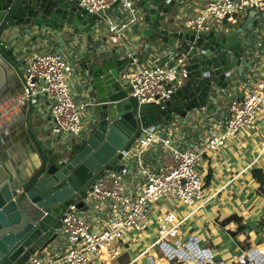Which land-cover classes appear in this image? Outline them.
Instances as JSON below:
<instances>
[{"label":"built area","instance_id":"2783aa9c","mask_svg":"<svg viewBox=\"0 0 264 264\" xmlns=\"http://www.w3.org/2000/svg\"><path fill=\"white\" fill-rule=\"evenodd\" d=\"M74 1L89 15L104 12L115 3V7L120 9L116 18L106 16L97 28L104 25L105 42L113 46L120 57L132 60V64L125 67L120 80L129 96L139 104H159L182 85L184 58L167 55L163 65L150 67L138 61L136 49L128 50L124 38L127 32L144 24V14L137 0ZM250 11L255 13V18L263 21L264 30V0H203L195 15L191 19L181 20L180 25L183 29L195 31L196 35L241 33L242 16ZM247 47L252 49L253 57H261L264 40L252 46L249 43ZM71 73L72 67L59 54L34 55L22 71L24 98L33 102L35 98H40L47 103L51 128L46 134V141H55L61 135L69 137L70 141H82L87 136L81 116L87 110L88 103L74 100L68 84ZM225 111L226 115L217 117L216 128L209 136L193 142H177L171 138L167 134L168 128L174 129L170 124L163 129L143 132L124 155L121 169L106 172L90 187L84 203L88 207L87 216L93 217L92 221L96 223L90 224L73 207L63 216L57 232V237L62 236L66 243L63 263L115 264L120 257L115 245L123 243L122 236L132 232L144 237L153 214L149 209L150 204L166 199L171 203H180L190 211L184 219L178 220L174 209L159 207L151 231L156 234L155 241L160 247L154 254L150 251L153 245L146 251L151 264H264V242L261 246L242 249L236 257L224 261L214 258L212 250L199 247L196 239L190 238L181 243L178 237L182 223L213 197L205 195L204 181L196 169L204 161L217 160L222 147H238L244 131L257 133L264 147V71L247 93L235 95L228 102ZM153 149L162 160L155 170L153 166L150 170L145 165V155ZM139 176L141 182L137 185ZM129 184L137 187L129 189ZM97 223L106 225L96 231ZM168 239H175L176 246L167 244ZM141 257L139 255L136 261ZM58 261L55 258L51 263H43L34 254L26 264H56Z\"/></svg>","mask_w":264,"mask_h":264},{"label":"water","instance_id":"95a60500","mask_svg":"<svg viewBox=\"0 0 264 264\" xmlns=\"http://www.w3.org/2000/svg\"><path fill=\"white\" fill-rule=\"evenodd\" d=\"M185 0H137L146 29L140 34L148 45L161 43L176 58H184V82L159 104H139L121 82L132 60L109 54L86 53L79 63L94 122L82 141H70L60 152L45 149L24 125L22 142L37 157L20 170L3 164L9 140L0 138V264H26L57 238L61 221L70 208L85 213L87 193L106 172H118L127 151L145 131L185 119L191 111L212 110L218 95L232 84L235 71L248 64L242 32L251 30L255 13L240 32L196 35L177 25V8ZM89 15L74 0H0V60L22 78L15 56L2 39L8 28L34 25L86 37L93 43L98 24L114 9ZM176 13V14H175ZM2 67V63H0ZM27 106V104H26ZM33 110L28 101L29 117Z\"/></svg>","mask_w":264,"mask_h":264},{"label":"crops","instance_id":"0c3cea01","mask_svg":"<svg viewBox=\"0 0 264 264\" xmlns=\"http://www.w3.org/2000/svg\"><path fill=\"white\" fill-rule=\"evenodd\" d=\"M203 3V0H185L177 8L176 23L180 25L181 20L191 19L197 10V7ZM119 8L110 12L109 19L116 18L119 15ZM251 12V11H250ZM248 13L242 16L240 27L248 20ZM107 19V18H106ZM104 25L97 28L93 33V43H88L86 37L68 35L63 32L47 29L44 26L36 27L29 25L25 27L8 28L2 39L5 45L11 49L15 56L18 70L22 73L28 60L34 55L40 54H59L72 67V73L68 78V84L75 100L87 102L88 108L83 114L82 123L88 134L89 128L94 122L92 114V102L88 97L87 88L84 83V77L79 71V63L86 53L96 52L99 54H109L113 46L107 44L104 40ZM103 27V29H102ZM146 25L133 27L128 31L124 38L128 50L136 49L138 61L143 62L145 66H158L166 62L167 55H174L167 52L161 43L148 45L147 41L140 38ZM240 30V28H239ZM243 43L252 46L255 42L264 40V30L260 18H255V23L247 33L242 32ZM244 45L247 53L248 64H245L235 71L231 86L225 90H217V101L213 109L202 111L203 109L191 111L185 119L174 118L170 125L168 133L171 138L177 142H193L199 138H205L210 135L212 129L216 128L217 117L226 115V105L235 97V95H244L249 87L260 77L264 71V51L262 56H254L252 49ZM142 51V53H140ZM175 56V55H174ZM2 63L0 67V138H7L9 141L3 145L4 156L3 164L8 170H20L29 163L33 157H37L29 145L23 144L21 134L24 133V125L31 118V131L40 132L36 136L38 141L43 144L45 149L60 152L69 146V137L61 135L58 139L46 141V134L51 128V119L48 115V107L45 101L40 98L32 99L33 110L29 117L28 101L24 98L22 78L16 76L15 71L9 65ZM27 104V106H26ZM169 129V128H168ZM219 158L213 161H204L202 163V176H204V185H209L208 195L212 197L202 209L193 213L192 216L182 223L183 229L181 235L189 239H196L199 247L202 249L213 247L209 244L211 241H219L222 238L228 246L223 251V257L220 260H230L236 257L242 249L253 247L264 242L260 232H252L254 225L260 226L264 219V196L262 187L254 178L252 172L260 170L264 175V147L260 144V139L252 136L250 132L244 131L240 137L238 147L224 146L220 150ZM145 165L155 170L161 162V157L156 155L155 150L147 152L145 155ZM137 185L141 178L137 177ZM256 184L259 185L255 189ZM137 185L129 184V189H135ZM151 212L159 211L157 204ZM179 219L185 218L190 209L182 206L177 207ZM229 219H235L226 226L223 223ZM98 224V223H97ZM106 224L99 223L96 231L101 230ZM229 225H233V231L229 230ZM230 234L227 239L222 236L218 229ZM180 230V229H179ZM233 232V233H232ZM247 232V233H246ZM148 235L150 231L147 232ZM146 234V233H145ZM147 237V235H146ZM181 237V236H180ZM144 238V237H143ZM145 239V238H144ZM181 241V238H180ZM258 241V242H257ZM257 242V243H256ZM255 243V245H254ZM202 244V245H200ZM234 244L236 246H234ZM149 245V250L151 249ZM129 243H118L115 245L121 254L115 264H134L130 259V254L124 248L129 247ZM231 247V251L227 249ZM147 248V249H148ZM66 250V243L62 236H58L55 241L48 245L41 253H36L43 263H51L55 258L59 261L56 264H64L62 254ZM152 250V249H151ZM150 250V251H151ZM213 253V250H212ZM146 255V251L142 254ZM141 257V258H142ZM137 258V257H136ZM96 264V263H94Z\"/></svg>","mask_w":264,"mask_h":264},{"label":"rangeland","instance_id":"374dc122","mask_svg":"<svg viewBox=\"0 0 264 264\" xmlns=\"http://www.w3.org/2000/svg\"><path fill=\"white\" fill-rule=\"evenodd\" d=\"M263 22V21H262ZM229 26V25H228ZM259 78V77H258ZM72 94V93H71ZM73 96V95H72ZM74 98V97H73ZM75 100V99H74ZM77 101V100H75ZM79 102V101H78ZM81 119H83V114L81 116ZM258 121V118L256 119V122ZM168 125V124H167ZM167 125H160V126H157V128H165ZM170 132V129H168V133ZM167 133V134H168ZM252 136H256L257 138L260 139V136L257 134V133H254V132H251L250 133ZM202 169H204L202 167V164L200 165L199 168L196 169V172L197 174L203 179V181L205 180L204 176H202ZM256 188L255 189H258L259 185L256 184L255 186ZM209 189V185L206 186V184L204 185V193L205 195L208 197V190ZM211 201V200H210ZM157 206L160 207V206H165L166 209H174V212L176 214V217L179 219V215H178V212H177V207H181V204L180 203H175V202H169L168 200L164 199L162 200L161 202H158L157 203ZM155 206L153 204H150L149 206V209H155L154 208ZM185 207V206H184ZM188 209V208H187ZM80 215L83 216L84 218H86L90 224H93V223H96L95 221H92L93 217H88L87 216V212L85 213H82L80 212ZM158 215V212L157 211H154V214L151 215V219H149V230L147 232L150 231V234L148 235V233L146 232V234H144V238L141 237L140 235L138 234H133L132 232H129L127 234H124L122 236V242L123 244H127L129 243V247L127 248H124L127 252H129L130 254V259H136V257H138L139 255H141L144 251H147V248L149 247L150 244H152L155 240H156V234L154 232L151 231V228L153 227L154 225V222H155V219ZM255 227H253L252 229V232L255 233H258L260 232L261 236L263 237L264 236V230L262 231L260 228V226H258L257 224L254 225ZM183 229V227L180 228L179 232H178V237L181 238V243H185L188 241V237L186 236H182L181 235V230ZM233 227L229 230H232L233 231ZM219 232L221 233L222 236L226 237L227 239L231 238L230 234H227L226 232L222 231L220 228L218 229ZM235 233V231H233ZM232 232V233H233ZM247 233V232H246ZM259 234V235H260ZM147 235V237H146ZM259 235H256V236H259ZM181 236V237H180ZM264 239V238H263ZM224 239L222 238L221 240L219 241H211L209 242V244L213 247V256L214 258H216L217 260H220L222 257H223V251L228 247L225 245ZM258 242V241H257ZM256 242V243H257ZM167 244H169L171 247H175L176 246V240L175 239H168V241L166 242ZM202 245V244H200ZM255 245V243H254ZM234 246H236L234 244ZM160 247V244H158L157 246L153 247L152 250H151V253L154 254L157 249ZM228 251H231V247H229L227 249ZM120 251V250H119ZM36 254V253H35ZM121 254V252H120ZM36 256L39 258V256L36 254ZM120 258V257H119ZM40 259V258H39ZM41 260V259H40ZM134 264H151L150 263V260H149V257L147 255H144L142 258L138 259V261H136Z\"/></svg>","mask_w":264,"mask_h":264},{"label":"trees","instance_id":"16d2710c","mask_svg":"<svg viewBox=\"0 0 264 264\" xmlns=\"http://www.w3.org/2000/svg\"><path fill=\"white\" fill-rule=\"evenodd\" d=\"M253 174V178L262 186L264 187V175L262 174V172L260 170H254L252 172ZM262 194L264 196V190L262 191ZM235 219H229L227 221H225L223 223V226H226L227 224H229L230 222H232ZM261 225L264 226V219L261 221Z\"/></svg>","mask_w":264,"mask_h":264},{"label":"bare ground","instance_id":"6f19581e","mask_svg":"<svg viewBox=\"0 0 264 264\" xmlns=\"http://www.w3.org/2000/svg\"><path fill=\"white\" fill-rule=\"evenodd\" d=\"M229 227V229H231L232 227H233V225H229L228 226ZM152 245L155 247V246H157V243H156V241H154L153 243H152ZM260 245V244H259ZM261 246V245H260ZM159 253V252H158ZM161 257V256H160Z\"/></svg>","mask_w":264,"mask_h":264}]
</instances>
